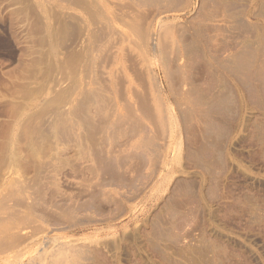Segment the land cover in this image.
Instances as JSON below:
<instances>
[{"label":"rangeland","instance_id":"374dc122","mask_svg":"<svg viewBox=\"0 0 264 264\" xmlns=\"http://www.w3.org/2000/svg\"><path fill=\"white\" fill-rule=\"evenodd\" d=\"M0 264H264V0H0Z\"/></svg>","mask_w":264,"mask_h":264}]
</instances>
